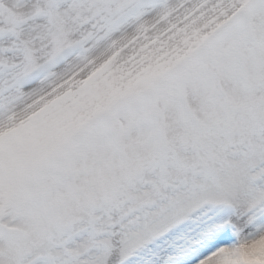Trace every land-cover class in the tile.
<instances>
[{"label": "snow or ice", "instance_id": "obj_1", "mask_svg": "<svg viewBox=\"0 0 264 264\" xmlns=\"http://www.w3.org/2000/svg\"><path fill=\"white\" fill-rule=\"evenodd\" d=\"M0 264H264V0H0Z\"/></svg>", "mask_w": 264, "mask_h": 264}]
</instances>
